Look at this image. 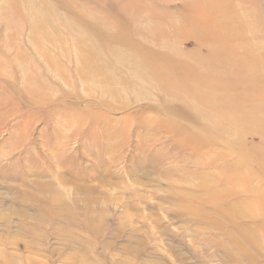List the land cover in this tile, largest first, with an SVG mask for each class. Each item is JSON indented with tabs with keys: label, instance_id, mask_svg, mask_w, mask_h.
I'll use <instances>...</instances> for the list:
<instances>
[{
	"label": "rangeland",
	"instance_id": "rangeland-1",
	"mask_svg": "<svg viewBox=\"0 0 264 264\" xmlns=\"http://www.w3.org/2000/svg\"><path fill=\"white\" fill-rule=\"evenodd\" d=\"M0 264H264V0H0Z\"/></svg>",
	"mask_w": 264,
	"mask_h": 264
},
{
	"label": "bare ground",
	"instance_id": "bare-ground-1",
	"mask_svg": "<svg viewBox=\"0 0 264 264\" xmlns=\"http://www.w3.org/2000/svg\"><path fill=\"white\" fill-rule=\"evenodd\" d=\"M155 66H156V69L159 68V70L161 72H165L164 74L167 75V77H164V76H159V80H162L161 83H162V87H163V90L165 92V95L166 97L168 98H173V99H178L177 96L181 95V93L183 92H180L179 89L181 87V83L177 80V79H174V78H171L169 75H168V70L169 71H173L174 69H176L177 67L173 66L172 64H165L164 67H158L159 64L157 63H154ZM163 75V74H162ZM173 77V76H172ZM188 87V86H187ZM187 90V89H186ZM196 99V98H195ZM179 100V99H178ZM180 101V100H179ZM241 113V112H240ZM231 115V114H230ZM227 116V115H226ZM228 117V116H227ZM231 117V116H230ZM229 117V118H230ZM233 118H235L233 116ZM240 119V117H239ZM243 119V118H242ZM236 120V119H235ZM241 121V120H240ZM232 123V122H231ZM233 124V123H232ZM223 126V125H222ZM227 128V127H226ZM228 129H232V128H228ZM182 131V130H181ZM182 135H184L185 137L187 136L186 135V132L185 130L183 129L182 131ZM190 132V131H189Z\"/></svg>",
	"mask_w": 264,
	"mask_h": 264
}]
</instances>
